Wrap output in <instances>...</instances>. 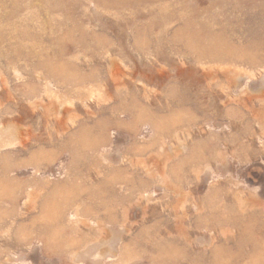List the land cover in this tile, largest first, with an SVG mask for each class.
Here are the masks:
<instances>
[{
  "label": "rangeland",
  "instance_id": "rangeland-1",
  "mask_svg": "<svg viewBox=\"0 0 264 264\" xmlns=\"http://www.w3.org/2000/svg\"><path fill=\"white\" fill-rule=\"evenodd\" d=\"M0 264H264V0H0Z\"/></svg>",
  "mask_w": 264,
  "mask_h": 264
}]
</instances>
